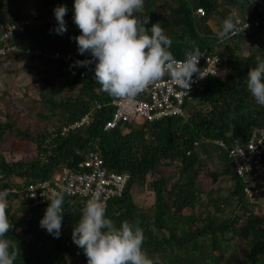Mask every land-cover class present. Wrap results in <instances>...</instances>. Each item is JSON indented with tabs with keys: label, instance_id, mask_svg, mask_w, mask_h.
<instances>
[{
	"label": "trees",
	"instance_id": "1",
	"mask_svg": "<svg viewBox=\"0 0 264 264\" xmlns=\"http://www.w3.org/2000/svg\"><path fill=\"white\" fill-rule=\"evenodd\" d=\"M60 5L68 8L62 35L55 31L54 9ZM73 5L74 0H0V35L8 24L30 18L6 39L17 49L0 54L5 87H0V103L15 98V91L38 105L39 116L56 118L50 129L49 124L33 131L17 126L10 112L0 121V189L10 193L7 214L13 229L8 237L21 253L15 264H87L72 239L83 201L65 195L61 234L54 238L39 225L49 198L33 204L24 191L27 183L49 178L63 166L77 169L95 145L107 170L128 175L122 194L106 201L108 218L117 226L124 220L138 222L145 249L161 264H264V190L247 195L228 155L229 148L245 145L251 132L264 125V107L246 87L255 57H264V0H145L146 27L162 24L176 58H185L193 47L206 50L218 57L225 74L203 79L185 101L186 115L124 122L107 130L103 125L113 98L95 82V66L86 71L76 63L91 56L78 52ZM229 14L259 23L219 40L216 33ZM213 16L220 17L217 28L210 24ZM36 49L58 50L78 67L70 70L69 63L37 55ZM22 61L34 63L17 66ZM25 70L33 77L17 86L15 78ZM84 115L87 122L63 130ZM7 141L10 149L3 146ZM209 172L214 173L210 181L230 185L220 195L201 197L199 185Z\"/></svg>",
	"mask_w": 264,
	"mask_h": 264
},
{
	"label": "clouds",
	"instance_id": "2",
	"mask_svg": "<svg viewBox=\"0 0 264 264\" xmlns=\"http://www.w3.org/2000/svg\"><path fill=\"white\" fill-rule=\"evenodd\" d=\"M145 0H74L73 21L80 30L75 37L78 52L91 59L77 61L80 66L95 64L94 80L108 96L132 104L138 95L161 79L169 78L189 90L194 74L204 78L199 60L203 56L193 47L178 60L171 51L173 40L160 22L151 27L142 18ZM66 5L54 9L58 23L55 31L66 32ZM248 25L235 14L226 16L216 33L228 39L243 32ZM217 74V72H216ZM215 74V75H216ZM246 87L255 103L264 107V57H255V66L246 75ZM85 116V115H84ZM83 117V116H82ZM8 189H0V264H15L21 254L8 237L12 231L7 210ZM65 190H53L39 225L54 238L61 234ZM73 242L83 250L87 264H161L158 256L149 255L144 247V230L138 222L122 221L118 226L107 216L99 192L84 202L72 231Z\"/></svg>",
	"mask_w": 264,
	"mask_h": 264
},
{
	"label": "built area",
	"instance_id": "3",
	"mask_svg": "<svg viewBox=\"0 0 264 264\" xmlns=\"http://www.w3.org/2000/svg\"><path fill=\"white\" fill-rule=\"evenodd\" d=\"M261 10L264 13V5L261 6ZM196 12L203 14L204 10L202 7H197ZM237 17L241 22L245 21L248 27L252 23L254 25L259 23L258 18L249 20ZM29 22L30 18H20L7 25L0 35V40L4 41V44L0 45V54L17 49L15 44L8 43L6 39L18 26ZM34 53L42 57L49 55L54 59H61L63 62L69 63L70 70L78 67L77 64L69 60L66 54L58 50L47 52L36 49ZM201 53L203 56L198 65L203 68L201 74L205 77L208 75L223 77L225 67L220 65L218 57L206 50ZM177 59L183 60L184 58ZM93 66H95L94 63L88 64L83 66V69L90 71ZM204 78L201 79L194 74L191 87L187 90L166 77L138 95L132 104L113 98L111 101L113 109L105 120L103 129H111L124 122L153 121L167 116L186 115L185 101L190 99V93L200 85ZM87 121L88 115H85L79 120L63 126V130L78 127ZM214 142L221 146L224 145L221 140H214ZM228 155L232 158L236 174L243 177L244 190L247 195H251L253 191L264 190V125L251 132L245 145L229 148ZM127 179V173L114 172L105 168L103 158L95 145L94 148L87 151L85 157L78 163L77 169L63 166L59 171L53 172L49 178L29 182L25 185L24 194L31 199L33 204H36L49 198L53 190L64 189L66 195L77 197L84 203L91 193L99 192L106 204L109 198L122 194Z\"/></svg>",
	"mask_w": 264,
	"mask_h": 264
},
{
	"label": "rangeland",
	"instance_id": "4",
	"mask_svg": "<svg viewBox=\"0 0 264 264\" xmlns=\"http://www.w3.org/2000/svg\"><path fill=\"white\" fill-rule=\"evenodd\" d=\"M219 20H220L219 16H213V18H211L210 20L211 26L213 28H217ZM25 63L33 65L34 61H29V62L22 61V62H19L17 66L25 64ZM30 70H25L24 72H22L21 76L23 77V79H21V76L15 78V83L17 86L21 85L25 81L30 80L33 77V74L31 73V71L33 72V70L31 71ZM3 78H4V75H1L0 76V87H2V89L5 88L4 86H2L4 85V82L2 83ZM10 78H8V82L12 81ZM12 93H13L12 95L15 98H11L8 100L7 97H4V102L0 103V121L6 120L9 116L7 115V113L10 112L17 126L21 127L23 125H27L30 128V131H33L36 128H43L44 125L48 126L50 124L49 129L54 126V123H56V118L54 116L51 119H46V118L39 116L37 114L38 105L33 104L32 100L29 97H22L21 94H18V93L16 94L15 91H12ZM29 93L31 96L35 95V93L31 91V89L29 90ZM3 146L6 149H10L11 147L9 141L5 142ZM18 146H19V142L15 144V147L12 146V148L14 150H17ZM172 173L173 171H171V174ZM212 175H214V173L209 172L208 176L205 175L203 180L200 182L199 186H201V188L204 190V192L201 194V197H203L206 193L210 195L213 193L216 195H220L223 190L226 191L228 189L230 183H227L225 181H224L225 183H223V181L214 183L213 181H210V178L212 177ZM262 202L260 204L261 206H264V199ZM196 208H199V207L197 206ZM230 251H233L232 247L229 249V252Z\"/></svg>",
	"mask_w": 264,
	"mask_h": 264
}]
</instances>
